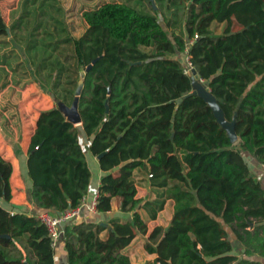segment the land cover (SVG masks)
I'll return each instance as SVG.
<instances>
[{
	"label": "trees",
	"instance_id": "trees-1",
	"mask_svg": "<svg viewBox=\"0 0 264 264\" xmlns=\"http://www.w3.org/2000/svg\"><path fill=\"white\" fill-rule=\"evenodd\" d=\"M168 1L186 3L182 33L171 35V22L164 28L157 11L105 1L84 12V34L67 36L50 69L40 71L68 105L82 76L85 86L81 126L57 106L39 115L28 159L33 199L56 214L82 206L92 178L83 128L92 154H104L96 211H111L120 196L121 210L132 214L108 225L68 223V264H132L126 249L147 227L140 209L156 219L168 200L174 202L173 218L151 231L145 248L156 259L147 264H264L249 259L264 257V187L244 155L264 165V0ZM234 16L251 21L235 31ZM215 23L225 25L222 34L212 30ZM13 30L0 8V36ZM187 49L226 118H236L238 142H231L204 99L185 98L193 90L191 75L174 55ZM137 169L154 188L146 200L137 197ZM12 170L0 152V197L7 202L13 197ZM230 235L244 255L235 253ZM54 255L39 216L0 206V264H55Z\"/></svg>",
	"mask_w": 264,
	"mask_h": 264
},
{
	"label": "crops",
	"instance_id": "crops-1",
	"mask_svg": "<svg viewBox=\"0 0 264 264\" xmlns=\"http://www.w3.org/2000/svg\"><path fill=\"white\" fill-rule=\"evenodd\" d=\"M8 81L5 82V85L0 84V152L12 164L13 170L10 182L13 197L9 202L0 197V206L10 213H26L39 216L47 210L40 207L32 197L33 182L30 178L28 167L29 146L40 113L55 107L53 101H56L51 91L39 90L34 83L28 85L25 84L26 81L22 80L19 83L20 86H16L12 92L14 83L12 81L8 83ZM23 84H25V87H22ZM81 125L79 124L78 126ZM80 132L82 146L92 172V178L88 194L86 195V203L80 207L77 220L79 222H102L108 225V222L116 217L132 218L131 213L121 210L122 198L120 196L113 198L112 210L107 213H98L93 207L105 172L100 166L99 159L89 150L91 139L86 136L83 128L80 129ZM244 155L251 173L261 181L264 187L263 165L249 154L244 153ZM134 174L136 175L138 186L137 197L148 199L154 189L148 181V174L140 169L135 170ZM168 209H171L170 211L172 212L170 219L165 215ZM173 212L174 202L172 200L167 201L165 209L158 214L156 219H151L145 209H140L142 218L147 224V231L145 234L139 231L131 245L126 249L131 256L132 264L154 263L156 255L146 250L145 243L156 226L169 225L173 218ZM167 219L169 221L166 223ZM64 234L55 243V264H68V251ZM230 239L234 245L235 253L239 256L244 255L243 245L233 235H230ZM249 259L264 263V257L259 255H253Z\"/></svg>",
	"mask_w": 264,
	"mask_h": 264
},
{
	"label": "rangeland",
	"instance_id": "rangeland-1",
	"mask_svg": "<svg viewBox=\"0 0 264 264\" xmlns=\"http://www.w3.org/2000/svg\"><path fill=\"white\" fill-rule=\"evenodd\" d=\"M105 1H123L151 14L157 11L164 28L168 29V22H171V35L180 34L185 29L186 3L175 5L168 0H0L6 22L9 26H14V35L11 33L0 36V84L12 81L13 92L22 80L28 85L34 83L39 90L50 91L45 72H40L44 69L43 66L54 60L57 55L56 47L62 45L67 36L78 38L84 34L88 27L84 12ZM250 21L249 17L234 16L233 29L240 30ZM224 26L215 23L212 30L219 35ZM174 57L186 62V52H177ZM52 96L57 97L53 92ZM53 103L56 106V102ZM170 210L165 212L169 219L172 216ZM146 231L147 227L140 232L145 234Z\"/></svg>",
	"mask_w": 264,
	"mask_h": 264
},
{
	"label": "water",
	"instance_id": "water-1",
	"mask_svg": "<svg viewBox=\"0 0 264 264\" xmlns=\"http://www.w3.org/2000/svg\"><path fill=\"white\" fill-rule=\"evenodd\" d=\"M95 62L96 60H94L90 65H88L86 71H89ZM189 73L191 75L193 90L191 93L186 95L185 98L192 95H196L204 99V101L208 104V106L211 107L217 121L221 124L222 128L226 130L231 142L232 143L238 142L239 136L236 131V118H234L232 121H229L226 118L225 112L220 106L216 96L208 87V85L204 82V80L201 78L196 68H192ZM84 86H85V80H84V76H82L79 80L78 87L75 91V97L71 105H68L62 100L55 97L57 108L64 114V116L68 121L72 122L75 125L82 124V117L80 114V98L83 93ZM182 100L183 98H180L178 100V103L182 102ZM103 155L104 154H101L97 158L100 159ZM103 225H107V224L103 223ZM5 237H10V236L8 234H5Z\"/></svg>",
	"mask_w": 264,
	"mask_h": 264
},
{
	"label": "built area",
	"instance_id": "built-area-1",
	"mask_svg": "<svg viewBox=\"0 0 264 264\" xmlns=\"http://www.w3.org/2000/svg\"><path fill=\"white\" fill-rule=\"evenodd\" d=\"M198 37V36H196ZM194 42V40H191L188 42V45H191ZM188 49L186 50V72H190V70L193 68L192 63L190 61L189 56L187 55ZM264 169V165H263ZM152 176V175H150ZM98 194L96 195V200L94 202L93 207H96ZM86 203V197L83 199V204ZM80 213V208L76 210H67L63 213H52L50 211H45L39 215V218L41 221L46 225L48 229V233L53 240V243L55 244L58 239L61 237L62 234L65 232V226L70 223L73 220H77Z\"/></svg>",
	"mask_w": 264,
	"mask_h": 264
}]
</instances>
